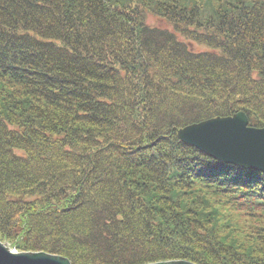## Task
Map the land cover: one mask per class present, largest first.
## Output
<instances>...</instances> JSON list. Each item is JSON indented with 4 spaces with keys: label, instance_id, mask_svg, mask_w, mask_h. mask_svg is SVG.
<instances>
[{
    "label": "trees",
    "instance_id": "1",
    "mask_svg": "<svg viewBox=\"0 0 264 264\" xmlns=\"http://www.w3.org/2000/svg\"><path fill=\"white\" fill-rule=\"evenodd\" d=\"M130 1L0 0V240L71 264H264L258 226L224 219L264 216V173L176 134L239 110L264 126V0Z\"/></svg>",
    "mask_w": 264,
    "mask_h": 264
},
{
    "label": "water",
    "instance_id": "2",
    "mask_svg": "<svg viewBox=\"0 0 264 264\" xmlns=\"http://www.w3.org/2000/svg\"><path fill=\"white\" fill-rule=\"evenodd\" d=\"M179 140L223 162L264 172V126L248 124L243 110L189 123L176 131ZM0 264H71L61 254L17 250L0 240ZM143 264H198L187 259H166Z\"/></svg>",
    "mask_w": 264,
    "mask_h": 264
},
{
    "label": "rangeland",
    "instance_id": "3",
    "mask_svg": "<svg viewBox=\"0 0 264 264\" xmlns=\"http://www.w3.org/2000/svg\"><path fill=\"white\" fill-rule=\"evenodd\" d=\"M190 1V0H189ZM194 1V0H193ZM197 2H201V3H204V1L205 0H196ZM214 1V0H213ZM138 3H141L140 1H137V0H132V2L130 1L129 2V4L130 5H135V4H138ZM214 3V2H213ZM147 22H150V23H152V24H157V25H160V26H163V27H165V26H167L166 25V22L163 20V19H160V18H158V17H156V15H153V14H148L147 15ZM195 48H203V47H201V46H199V45H197V47H195ZM198 122V121H197ZM189 124V123H188ZM185 125H187V124H185ZM185 125H183V126H185ZM182 127V126H181ZM250 169V168H249ZM253 170H255V169H253ZM257 171H259V170H257ZM260 172H262V171H260ZM178 185H180L178 182H177V184H176V187L178 188V190H179V193H178V195H181V199H183L182 197H184V198H186L187 199V201H190L191 199H192V195H195L196 193H192L191 192V190H187V193H183L182 191H184V190H182V188H181V186H178ZM229 195H231V194H234L233 192H230V193H228ZM188 204H189V202H187ZM241 207H242V205H240ZM190 207H192V206H190ZM221 211L223 212V213H227V210L223 207L222 209H221ZM226 218H228L227 219V221H233L235 224H237V225H241L242 223H244V220L246 221V223H248L247 225H245V227H243V226H240L241 228H243V229H245V230H249V231H251L253 228H252V225H257L258 227L256 228L257 230H259V231H261V232H259V235L261 236V237H263V235H264V227H262V226H264V216H257V217H254V215H251V216H245V215H243V214H240V216L239 215H237V216H235L234 217V219L232 218V217H230V216H225V218L224 219H226ZM236 220V221H235ZM225 227H227L228 228V231H229V235L233 238V237H235L234 236V233L233 232H231V229H230V226H225ZM20 228L21 227H19V228H12V231H13V240H18V241H22V236L20 235ZM240 229V228H239ZM228 231H224V232H222L221 230H219V234H221V236H224L225 235V240H221V241H223V242H225V244H228V245H231L238 253H240L241 255H243L242 253L243 252H241V248L243 247V246H241V247H239V246H235L234 247V245H233V242H231V240H232V238H229V236H227L225 233H227ZM238 232H236V234H237ZM248 238H247V236H241V238H238L237 239V243L238 242H240V241H246ZM229 248V247H228ZM254 254V253H253ZM249 255V253H247V256Z\"/></svg>",
    "mask_w": 264,
    "mask_h": 264
},
{
    "label": "bare ground",
    "instance_id": "4",
    "mask_svg": "<svg viewBox=\"0 0 264 264\" xmlns=\"http://www.w3.org/2000/svg\"><path fill=\"white\" fill-rule=\"evenodd\" d=\"M213 117V116H212ZM204 120V119H203ZM207 155H209V154H207ZM210 156V155H209ZM210 157H212V156H210ZM213 159H217V158H215V157H212ZM217 160H219V159H217ZM221 161V160H220ZM223 162V161H222ZM226 163V162H225Z\"/></svg>",
    "mask_w": 264,
    "mask_h": 264
}]
</instances>
